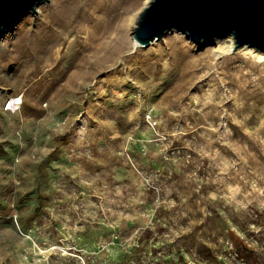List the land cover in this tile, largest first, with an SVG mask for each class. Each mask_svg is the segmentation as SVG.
Listing matches in <instances>:
<instances>
[{
  "label": "rangeland",
  "instance_id": "1",
  "mask_svg": "<svg viewBox=\"0 0 264 264\" xmlns=\"http://www.w3.org/2000/svg\"><path fill=\"white\" fill-rule=\"evenodd\" d=\"M139 1L0 34V264H264V61L136 46Z\"/></svg>",
  "mask_w": 264,
  "mask_h": 264
},
{
  "label": "water",
  "instance_id": "2",
  "mask_svg": "<svg viewBox=\"0 0 264 264\" xmlns=\"http://www.w3.org/2000/svg\"><path fill=\"white\" fill-rule=\"evenodd\" d=\"M43 0H0V34ZM210 44L232 36L234 48L248 45L264 52V0H150L139 12L133 38L142 46L167 31Z\"/></svg>",
  "mask_w": 264,
  "mask_h": 264
},
{
  "label": "bare ground",
  "instance_id": "3",
  "mask_svg": "<svg viewBox=\"0 0 264 264\" xmlns=\"http://www.w3.org/2000/svg\"><path fill=\"white\" fill-rule=\"evenodd\" d=\"M44 1V0H43ZM41 2H38L35 7H34V12H37L39 10H37V7ZM150 0H143L141 2V0L139 2H141V4L139 6H135L133 8H131L130 10H125L127 11L125 14V23L129 26V30H130V37L132 42L134 43V45L136 46H142L139 43H137V41H135V39L133 38V29L136 25V20L138 18V14L141 11V9L149 2ZM138 2V4H139ZM131 4V3H130ZM135 4V3H134ZM137 4V3H136ZM126 7V6H125ZM128 7V6H127ZM132 7V6H131ZM130 8V7H129ZM32 10V11H33ZM123 10V9H122ZM31 12V11H29ZM27 12V13H29ZM123 12V11H122ZM121 15V13H120ZM123 20V19H121ZM12 26V24H8L4 27L2 33L4 31H6L7 29H9ZM171 32V33H175L176 35L180 34L182 35V32H178L176 30H171V31H167L166 33ZM183 35H185L183 33ZM186 36V35H185ZM158 39L153 40L152 42L156 41ZM212 50L215 52V54L221 55L223 53H234V52H239L243 55L246 56H252L255 57L258 61H264V52L256 50L255 48L248 46V45H242L240 47H238L237 49L234 48V40L232 38V36H227V37H223V38H215L214 41L210 44ZM14 100L12 99L11 101H9V104H14Z\"/></svg>",
  "mask_w": 264,
  "mask_h": 264
}]
</instances>
